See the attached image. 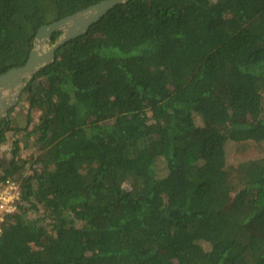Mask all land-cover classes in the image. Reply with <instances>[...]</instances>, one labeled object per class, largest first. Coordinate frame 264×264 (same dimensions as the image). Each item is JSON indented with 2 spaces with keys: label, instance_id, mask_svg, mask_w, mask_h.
I'll use <instances>...</instances> for the list:
<instances>
[{
  "label": "trees",
  "instance_id": "1",
  "mask_svg": "<svg viewBox=\"0 0 264 264\" xmlns=\"http://www.w3.org/2000/svg\"><path fill=\"white\" fill-rule=\"evenodd\" d=\"M98 1L0 0V74ZM8 179L0 264H264V0L117 4L2 118Z\"/></svg>",
  "mask_w": 264,
  "mask_h": 264
},
{
  "label": "water",
  "instance_id": "2",
  "mask_svg": "<svg viewBox=\"0 0 264 264\" xmlns=\"http://www.w3.org/2000/svg\"><path fill=\"white\" fill-rule=\"evenodd\" d=\"M130 0H100L61 19L42 25L34 39L28 60L0 74V122L18 104L29 81L56 58V51L68 40L85 35L90 28L117 4ZM60 31L52 42V34Z\"/></svg>",
  "mask_w": 264,
  "mask_h": 264
},
{
  "label": "built area",
  "instance_id": "3",
  "mask_svg": "<svg viewBox=\"0 0 264 264\" xmlns=\"http://www.w3.org/2000/svg\"><path fill=\"white\" fill-rule=\"evenodd\" d=\"M20 194V184L17 181L8 179L6 182L0 183V222L6 213L17 209L15 200L20 197Z\"/></svg>",
  "mask_w": 264,
  "mask_h": 264
},
{
  "label": "rangeland",
  "instance_id": "4",
  "mask_svg": "<svg viewBox=\"0 0 264 264\" xmlns=\"http://www.w3.org/2000/svg\"><path fill=\"white\" fill-rule=\"evenodd\" d=\"M17 110V109H16ZM19 114L17 115L18 120L20 119V125H24L26 122V116L24 115V111L17 110ZM32 142V141H31ZM224 145V143L222 144ZM242 145V144H241ZM248 147H241L238 145V143H235L233 141L226 142V154H227V160L229 163L238 161L240 159H246L247 157H251L254 154H256V149H251L250 142L244 144ZM32 150H35V146H31L28 152H32ZM27 154V153H26Z\"/></svg>",
  "mask_w": 264,
  "mask_h": 264
}]
</instances>
